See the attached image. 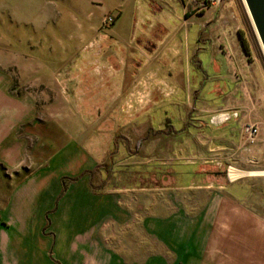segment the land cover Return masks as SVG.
Instances as JSON below:
<instances>
[{
  "label": "crops",
  "instance_id": "obj_1",
  "mask_svg": "<svg viewBox=\"0 0 264 264\" xmlns=\"http://www.w3.org/2000/svg\"><path fill=\"white\" fill-rule=\"evenodd\" d=\"M58 1L0 0L1 42L9 24L17 33H53L49 20ZM117 1L108 14L116 16L112 26H101L104 15L96 26L76 29L95 34V58L83 57L82 62L93 67L99 111L130 112L141 95L137 89L148 82V113L159 109L165 115L151 128L178 146L173 171L191 169L192 177L187 184L155 188L109 181L100 190L108 173L94 171L97 160L72 136L60 138L58 131L65 128L50 122L53 136L32 145L30 161H21L17 151L2 158L8 168L30 164L33 170L1 209V223L10 233L0 229V264H264V51L244 0H225L200 13L191 0ZM122 18L126 21L118 26ZM57 48L59 59L53 64L70 82L71 68L82 62H72L68 47ZM178 66L195 74L187 80L192 89L184 77L174 80ZM205 66L214 72L215 82H230L232 91L221 107L198 111L196 94L209 80ZM223 111L236 112L238 118L217 122ZM191 112L194 123L186 122ZM172 113L182 120L177 128L168 117ZM166 122L171 123L169 132L164 131ZM38 126L33 130L39 132ZM247 126L258 130L253 141ZM162 158L149 166H168ZM144 164L140 173L148 180V161ZM213 165L229 166L227 179L206 169ZM84 173L89 174L71 185L56 206L61 179ZM233 227L239 229L236 235ZM36 241L43 245L41 252Z\"/></svg>",
  "mask_w": 264,
  "mask_h": 264
},
{
  "label": "rangeland",
  "instance_id": "obj_2",
  "mask_svg": "<svg viewBox=\"0 0 264 264\" xmlns=\"http://www.w3.org/2000/svg\"><path fill=\"white\" fill-rule=\"evenodd\" d=\"M114 4L117 5L118 1L59 0L58 11L49 20V31L52 30L53 33L31 34L27 29L25 32L17 33V28L9 24L7 33L3 35L4 40L2 42L0 40V229L3 231L10 233V227L4 222L1 223V209L17 184L32 172L33 167L26 164V168H8L3 164L2 158L16 156L15 153H9L17 151L21 161H30L32 145L40 138L53 136V131H48L50 122L58 123L65 128L63 131H58L60 138L66 139L68 135L72 136L97 160L99 166L94 171L112 174V172L127 173L144 170L145 162L148 161L149 166L151 160L160 159L162 156V159L169 163L168 166H163L169 172L160 178L158 184L174 186L189 182L184 175L179 179L170 175L173 169L170 164L174 163L171 160L176 158L175 154L179 152L178 146L173 143V139H164L163 131L151 128V124L153 127L161 124L165 115L159 109H153V112L148 113L150 89L148 82L143 89H137L141 95L136 97V105L130 112L105 114L99 111L101 104L97 102L98 89L95 82H91L93 67L83 65L85 63L82 62L83 57L95 58V51H91L95 50L96 42L93 39L95 34L77 33L76 29L87 24L96 26L99 24L97 19L104 15L106 17L101 22V26L105 27L104 21L110 16L108 14L113 12ZM125 21L126 18H122L117 25H124ZM17 37L24 38V41L18 42ZM88 38L89 40H86ZM60 44L68 47L66 53L72 62L75 64L77 61L82 62V65L71 68L73 71L70 82H66L58 72L61 67L53 64L57 58L59 59L57 54L60 49L57 45ZM52 45L55 46L54 49H50ZM173 71L175 81L184 77L185 86L193 88L187 80L195 76L194 73L187 74L185 69L179 66ZM204 71L209 76V80L205 81V85L196 94L197 99L194 104L198 111L203 106L221 107L223 98L229 96L232 91L230 82L214 81L215 75L210 67L205 66ZM92 83L94 85L90 87ZM262 88L264 98V73ZM219 91L221 93H218ZM174 98L176 97L165 99L169 101ZM166 110L173 111L178 108ZM233 113L223 111L216 115L218 116L216 121L224 123L228 121L227 117L232 118ZM178 116L173 113L168 116L173 119L176 128L179 124H183ZM194 117L195 114L191 112L187 115L186 122L194 123ZM210 120L215 119L211 117ZM169 124L171 123L166 122L164 131L169 132L171 129L167 127ZM36 126L39 127V132L33 130ZM172 131L174 130L170 132ZM206 169L218 171L220 177L225 179L229 174V166L226 165L220 167L213 165ZM174 170L178 173L184 172L182 168L176 167ZM251 206L254 211L258 210L255 203ZM40 226L41 230L43 225ZM233 229L234 235L239 233L237 227ZM51 231V228H48L46 233L50 234ZM34 245L40 252L42 251L41 242L36 241ZM233 245L234 249L237 248L236 242Z\"/></svg>",
  "mask_w": 264,
  "mask_h": 264
},
{
  "label": "trees",
  "instance_id": "obj_3",
  "mask_svg": "<svg viewBox=\"0 0 264 264\" xmlns=\"http://www.w3.org/2000/svg\"><path fill=\"white\" fill-rule=\"evenodd\" d=\"M149 170H148V180H145L143 178L142 173H140V170H137V172L133 173L132 172H122V173H115V177L113 178L112 174H108L106 181L100 186V190H104L105 185L108 184V182H114V183H118L121 187H139L141 185H148V188H155V187H161V184H158L160 178L162 176H166V174L169 172L168 169H166L165 167L159 166V165H151L148 166ZM124 173V174H123ZM131 173L132 175L130 177H127L128 174ZM86 174L89 173H84L82 176L77 177V178H62L61 179V186H62V190L61 193L58 197L56 206L58 205L59 201L62 199V197L66 194V192L68 191L69 187L73 184H75L76 182H78L79 180H81V178L83 176H85ZM91 174V173H90ZM170 175L172 177H181L182 175H184L185 177H187L189 180L192 177V170L188 169L185 170L182 173H178L176 171H173V169H171V173ZM154 181V182H153ZM142 183V184H140ZM48 218V217H47ZM48 224H49V219H47ZM54 264H58L56 262H54Z\"/></svg>",
  "mask_w": 264,
  "mask_h": 264
},
{
  "label": "built area",
  "instance_id": "obj_4",
  "mask_svg": "<svg viewBox=\"0 0 264 264\" xmlns=\"http://www.w3.org/2000/svg\"><path fill=\"white\" fill-rule=\"evenodd\" d=\"M225 0H191V3L197 13L203 12L213 6L220 5ZM116 16L110 15L105 21L104 25L105 27H110L115 23ZM232 118H237L238 113L231 114ZM230 117H227L226 120H229ZM246 133L248 135V138L250 141H253L254 137L257 135L258 130L253 126H247L246 127ZM231 168L229 167V171Z\"/></svg>",
  "mask_w": 264,
  "mask_h": 264
},
{
  "label": "water",
  "instance_id": "obj_5",
  "mask_svg": "<svg viewBox=\"0 0 264 264\" xmlns=\"http://www.w3.org/2000/svg\"><path fill=\"white\" fill-rule=\"evenodd\" d=\"M264 50V0H244Z\"/></svg>",
  "mask_w": 264,
  "mask_h": 264
},
{
  "label": "bare ground",
  "instance_id": "obj_6",
  "mask_svg": "<svg viewBox=\"0 0 264 264\" xmlns=\"http://www.w3.org/2000/svg\"><path fill=\"white\" fill-rule=\"evenodd\" d=\"M232 173H233V172H232ZM232 173H231V175H233Z\"/></svg>",
  "mask_w": 264,
  "mask_h": 264
}]
</instances>
